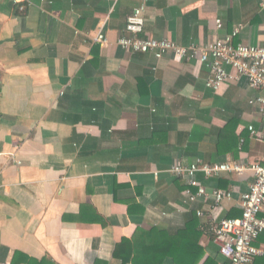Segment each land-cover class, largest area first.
I'll use <instances>...</instances> for the list:
<instances>
[{"label":"crops","instance_id":"crops-1","mask_svg":"<svg viewBox=\"0 0 264 264\" xmlns=\"http://www.w3.org/2000/svg\"><path fill=\"white\" fill-rule=\"evenodd\" d=\"M261 2L0 0V264H123V239L195 217L200 264L209 255L229 264L214 229L242 216L254 172L200 171L208 196L190 200L172 166L263 163L264 113L250 101L264 90L246 77L214 90L198 59L157 58L118 39L143 5L144 38L206 45L240 28L234 43L261 45ZM215 189L233 196L217 204ZM257 246L253 264H264V233Z\"/></svg>","mask_w":264,"mask_h":264},{"label":"built area","instance_id":"built-area-1","mask_svg":"<svg viewBox=\"0 0 264 264\" xmlns=\"http://www.w3.org/2000/svg\"><path fill=\"white\" fill-rule=\"evenodd\" d=\"M261 4L264 6V0ZM145 7L143 5L134 9L127 18L126 32L118 39V44L135 52H152L157 58L171 52L177 58H195L204 63L209 71L210 77L207 86L218 90L223 84L239 82L246 77L250 86L255 89L264 90V44L252 45L243 42L234 43L233 37L238 35L240 28H236L232 35L226 38H217L206 45L189 44L180 45L168 38H144L145 30ZM217 26L221 28L223 22L217 19ZM97 40L108 43L105 34L100 33ZM257 104L264 113V95L255 96L250 101ZM253 134L257 133L254 126H250ZM259 138L264 140V129ZM11 159L21 165L22 162L15 156ZM250 168L255 174V181L250 189L242 195L243 213L241 217L222 218L215 227V240L220 246V254L224 256L229 264H253L262 249L257 246V241L264 233V162L254 163L250 167L240 163H204L198 161L189 165L180 162L174 163L172 172L177 177L188 180L189 188L185 194L190 200L198 197L208 196V191L197 179V174L203 171L208 178L219 176L223 172H239ZM197 188V191H193ZM216 203L220 204L225 199L233 196L232 191L213 190ZM1 264H11L3 262Z\"/></svg>","mask_w":264,"mask_h":264},{"label":"trees","instance_id":"trees-1","mask_svg":"<svg viewBox=\"0 0 264 264\" xmlns=\"http://www.w3.org/2000/svg\"><path fill=\"white\" fill-rule=\"evenodd\" d=\"M193 219L186 229L137 230L132 239L125 238L117 245L116 256L123 258V264H163L167 256L176 264H200L205 251L198 244L201 234L196 231V217ZM202 264L218 263L209 255Z\"/></svg>","mask_w":264,"mask_h":264}]
</instances>
